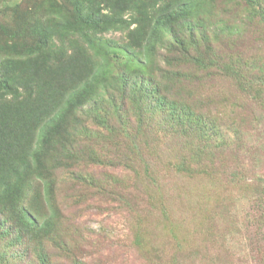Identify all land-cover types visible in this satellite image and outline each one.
I'll return each instance as SVG.
<instances>
[{
    "label": "rangeland",
    "instance_id": "374dc122",
    "mask_svg": "<svg viewBox=\"0 0 264 264\" xmlns=\"http://www.w3.org/2000/svg\"><path fill=\"white\" fill-rule=\"evenodd\" d=\"M0 80V264H264V0H0Z\"/></svg>",
    "mask_w": 264,
    "mask_h": 264
},
{
    "label": "trees",
    "instance_id": "16d2710c",
    "mask_svg": "<svg viewBox=\"0 0 264 264\" xmlns=\"http://www.w3.org/2000/svg\"><path fill=\"white\" fill-rule=\"evenodd\" d=\"M105 19H103L101 16H99L98 14H92V13H87L85 15V18H84V22H82L84 25H89V26H92V27H95L97 28L99 25H102L104 26L106 23H105ZM158 22V25L161 23V19L154 22V25H153V28L155 30V28L157 29L158 27L155 26V24ZM73 29H76L75 26H72ZM86 42L89 44V46H93L94 47V44L92 42V39L90 37H87L86 39ZM42 46H46L47 44H45L44 42H41ZM8 82H4L2 80H0V88H4L5 90L8 89ZM198 119L196 118L195 121H193V125H197V128L200 130V131H205L206 129V123L204 121H197ZM206 132V131H205ZM216 132H213L212 134H210L213 142L217 139L219 142L215 143V146L216 148H219L216 152H220V149L221 147H225L226 144H228V141L227 139L223 140V138H220V137H217ZM214 147V146H213ZM215 149V147H214ZM258 153V150L257 152ZM212 157L214 158H217L218 155H215V152L211 154ZM67 167V166H66ZM68 167H69V170L71 171V167H73V165L70 167V164H68ZM45 189L47 190V188L45 187Z\"/></svg>",
    "mask_w": 264,
    "mask_h": 264
}]
</instances>
